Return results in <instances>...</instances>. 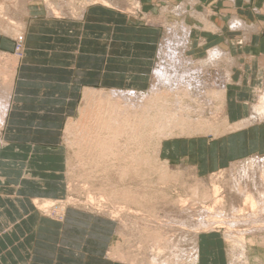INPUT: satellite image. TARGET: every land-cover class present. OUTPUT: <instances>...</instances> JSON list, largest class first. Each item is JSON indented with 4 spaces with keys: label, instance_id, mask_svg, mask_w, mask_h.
<instances>
[{
    "label": "crops",
    "instance_id": "1",
    "mask_svg": "<svg viewBox=\"0 0 264 264\" xmlns=\"http://www.w3.org/2000/svg\"><path fill=\"white\" fill-rule=\"evenodd\" d=\"M118 1L120 5L126 2ZM138 1L143 16L154 22L135 21L124 14L118 2L116 5L90 4L78 18H55L46 12L40 0H30L14 14L15 24L21 27L19 30L7 28L8 24L0 22V62H4L1 58L4 54L12 57L9 53L14 49L15 34L21 31L24 35L22 60L10 61L13 62L9 65L13 72L11 95L4 123L0 126V264H10V259L16 264H135L112 257L109 252L118 240L115 221L103 220L73 207L65 208L63 218L56 221L41 216L32 202L39 197L62 198L66 192L63 184L66 150L51 141L58 140L60 121L68 112L53 118L54 105L49 100L59 98L63 107L66 100L60 98L59 91L69 92L70 104L78 92L83 94L86 88L106 89V85L110 87L107 90L149 89L152 58L156 47L165 41L161 42L160 34L167 27L168 19L180 26L179 36L173 26L169 28L185 44L182 45L185 54L192 55L200 50L208 53L217 47L229 59V62H222L223 68L221 65L215 70L214 66L208 67L212 78L208 69L199 70L197 75L203 78L205 75V80L215 79L217 75L216 78L222 80H217V89L210 93L213 98L209 104L215 107L213 100L221 103V112L218 106V112L215 108L213 113L218 114L217 119L221 117L224 132L217 137L219 127L210 126V131L214 132L210 134L217 142L209 144L211 151L201 156L206 158L202 160L205 162L202 169L222 168L233 158L260 150L264 152L261 149L264 148V111L261 112L259 100L256 101L264 91V0ZM120 62H125L129 70H120ZM104 65L105 70L102 69ZM30 72L36 77L29 85L25 76ZM120 75L123 76L121 80ZM218 88H224L223 93L216 91ZM216 94L223 98L218 96L217 99ZM36 97V109L28 113L25 109L29 106L28 100ZM74 108L70 104L71 111ZM49 113L50 118H46ZM50 128L52 130L46 132ZM198 129L193 127L192 131ZM189 135L188 138H192L195 134ZM187 142L188 153L199 156L198 142ZM200 144L203 146L204 142ZM179 145L171 144L174 156H177L175 147ZM164 151H167L165 147ZM185 156L188 155L184 153ZM198 242L197 239L198 253L194 257L197 256V264H222L218 259L220 252L215 249L211 257L200 256L205 246ZM2 255L5 261L1 260Z\"/></svg>",
    "mask_w": 264,
    "mask_h": 264
},
{
    "label": "rangeland",
    "instance_id": "2",
    "mask_svg": "<svg viewBox=\"0 0 264 264\" xmlns=\"http://www.w3.org/2000/svg\"><path fill=\"white\" fill-rule=\"evenodd\" d=\"M3 1L4 0H0V10L6 12V14L10 16V18L8 16H5L6 18H8V21H5L6 18L3 19V17L1 16L2 14L0 13V22L2 21L3 23L8 24L7 28H19V24L17 26L14 22V24H11L14 20L13 16L15 13L18 14L22 9L21 7L24 8L30 0ZM40 1L45 4L46 12L50 16L55 18H78L79 13H82L90 4L104 3L107 5H116V3L118 2V5L121 7V10L124 12V14L129 15L135 21H147L148 23L154 22L150 20V18L143 16V9H141L138 0H136L135 3L133 2V0H121L122 2L126 1L123 5H120L121 2L119 3L118 0L115 3L113 2L114 0ZM50 4L52 6V9L50 7ZM173 21L174 20L170 19L167 20V27L164 30L162 29L160 34L161 42L164 41V39L166 40V38L168 37V32L166 35L165 31L167 28H169V26H173L177 35H180L178 33L180 30V26L178 24H175ZM178 41L180 43H178ZM18 42L20 43L18 44ZM174 42L178 43L179 46L184 45L183 42H181V40L178 38ZM163 43L161 45H158L154 51L152 63L150 66L151 68L149 71V83L147 82V85H150V88H147L148 90H135L136 94H134L136 100L135 105H137L136 108H138L139 106L143 107L142 109L138 108L137 110L139 112H137L136 114L146 115L148 113L150 116L148 124L149 128H147L148 134L146 136V132H144V137L142 139L138 137L137 139H135L132 135L131 137H133V139L135 140L133 141V139L131 140L128 138V142L126 141L128 139H125L127 137L123 133V137L120 134L118 137L108 138L109 141L110 139L114 140L113 142L111 140L113 146L114 142H117V147L114 146L112 148L111 142H109V146L106 145L107 147L105 149L101 148L103 154L100 150H98V153L100 152L101 156L94 154V156H97V160L94 162L93 154H80L78 146L74 144V142H76V140L78 139L76 137L79 136L78 130H80L83 125V113H85V111L87 110V104L92 102L90 97L85 96V93L82 96V93L78 92V95L76 98H74V101H70V104H73L75 106L74 110L72 111L70 109V104H68L70 100L68 99L69 97H67L69 95V92L64 93L59 91L60 98H65L66 100L63 104V107H61V104L58 102L59 98L49 100V103L53 102L54 105L53 111L55 112V114L53 115V118H57L59 113L65 111L68 112L63 114V120L60 121L59 132L57 133L58 140L54 141V143L53 141H51L52 144H60L64 146L66 150L67 166L64 171L65 175L63 184H65V189L67 191L65 192V196H63L62 198H55L52 196L49 197L48 200H50L48 203L40 200V198H44L39 197L37 198L39 199V201L36 202H38V204L42 203L44 206L41 204V206L39 207L35 202L34 207L41 216L56 221H60L64 216V214L62 215V207H73L85 212H89L90 214H93L103 220L115 221L116 225L118 226L117 231L119 232L117 233L118 242H114V246H112L109 252L112 257L135 264H195V262L197 264V258L194 259L195 253H198V247L196 252L194 250V248H196L197 239L199 240V245L205 246V249L201 250L200 256L207 254V256L211 257V255L213 256L215 254L212 252V250L215 249L216 252H220V254L218 255V259L222 264H264V207H262V205L264 206V181L262 180V178L264 177H262V175H264V166H262L264 165V152H261L260 150V152L248 154V156L257 155V157L241 156L233 158L229 160V162H227V164L222 168H216L217 170H210L209 168L202 169V166L205 164V162H202V160H205L206 158H203L201 156L204 155L205 152L208 153L211 151V146H209V144L217 142V140L213 139V136L210 134L214 133L209 130L210 126L212 125L211 122L213 121L215 127H219L218 131L216 132L217 137H220V135L224 132L223 123L220 119L221 113L219 114L220 118L217 119L218 114L216 113V115H214V118H211L213 120L209 119L210 122L208 121V123H204L205 125L203 126L207 127L208 129H201L200 127H198L199 131L195 133L193 131L189 132L195 134L192 138L185 137L184 134L179 133L177 129L172 130V132L174 131L175 134L177 133L176 135L172 133L166 135V132L168 131L162 132L158 130L160 125L155 122L154 117L161 113L160 108L158 105H156L155 107H148V104L152 98L151 95L154 96V94H151V88L157 83V76L154 70L160 62H167L166 60L169 59V56H167L168 54H170L169 49H163L160 51V47L163 45ZM9 54H11L12 57L2 56L4 62H0V98L1 95H5V91L10 83V79H12L13 77V72L12 70H10L9 65L7 64H13V62L10 61L15 62L18 58L22 60V57L24 55V35H22V33L17 32L15 34L14 49ZM205 55L207 56L206 50H200L198 52L194 51L192 55L189 52L186 54V56L190 57V59H192L194 62H200L199 64H201L202 59H205ZM5 59H8L9 61ZM218 62H220V64L214 63L202 65V67H200V65L198 66L201 68L200 70H207L208 67L214 66L213 68L215 70L219 69L220 65L223 68L222 62H229V59L224 55L220 58V60L218 59ZM2 63H6L5 66ZM102 69L105 70L106 65H104ZM119 69L129 70L125 62H120ZM209 70L210 69H208V71ZM4 73H6V75ZM193 76L197 75L193 74ZM34 77H36V75H32V72L25 76V78L29 81V85L33 82ZM209 77L212 78L213 75H209ZM122 78L123 76L120 75V80ZM18 79L19 76L16 74L15 80L17 81ZM105 87L106 89H102V92H104L105 94L107 93V95H109L108 93L110 91H113V93H115V96L122 95L127 97L132 94L128 91H134L126 90L123 88H121L120 90H107L110 89V87L107 85ZM164 88L166 87L162 86L160 88V91L164 90ZM260 94L261 95L259 103L260 105L262 104L261 108L263 110L264 91H262ZM174 95V91L170 92L169 102L171 105H173V101L175 100ZM208 96L211 95L206 94L205 97H202L207 98ZM212 96L214 95L212 94ZM196 97L201 101L203 99L199 96ZM12 99H14V95ZM28 101L29 106H34V109H28L29 106H27L25 109L28 111V113H33L36 109L35 103L37 102V97L34 100L29 99ZM262 101L263 103H261ZM84 104L86 106L82 107V105ZM219 104H221L219 103V101L218 103H214V105H216L215 107L219 106ZM102 105L103 104H101V106ZM209 105L210 104H203L199 102L197 105H195V109L198 110L200 108L198 113H203L202 116H206V118H208L209 116V114L206 113H211L210 116L212 117L213 112L218 109L216 108L215 110L211 108L213 105ZM171 108L173 109L174 106H172ZM204 108H206L207 110ZM48 110H51L50 106L48 107ZM219 110L221 112V107L219 108ZM79 112L82 114V117L80 116L81 114ZM191 115L193 118L191 117ZM191 115V120L193 119V121H195L194 115ZM262 116L263 115H261V117ZM46 118H50V113L46 114ZM138 119L139 117H137L136 119V125H138ZM129 122L130 124L133 123V121ZM44 124L47 125L48 122L45 121ZM78 125L81 127L79 128ZM139 125H141L140 122ZM190 126L192 128V124ZM69 127L71 129H69ZM76 128L78 129L76 130ZM51 130L52 128H50L46 132H50ZM53 136H55V134H53ZM103 137L105 136L103 135ZM118 138L121 139L120 141H122V139L124 138L123 141L125 140L126 142H128V144H126L125 141V143L118 141ZM69 139H71V141ZM139 139H141V141ZM188 140H196L198 142V145L196 147L198 148L199 156L191 155L190 151L188 153ZM66 141H69L68 144ZM200 141L204 142L203 146L200 144ZM118 142L121 144H119ZM136 142H141L139 143L140 145L138 144L141 149H139V146ZM129 143L131 145H129ZM147 144L148 146H150V148L146 146ZM171 144H180L179 147H175V154L181 157L173 155ZM71 145L73 147H71ZM142 145H145L144 148L147 147L145 148V150H148L144 151ZM118 146L119 149L122 148L123 150L121 149L118 152ZM115 147L117 149H115ZM123 147H125L126 150L129 149L127 150L128 152ZM164 147L167 149V153L164 151ZM73 148L74 150L77 149V152L74 151ZM151 148H154L153 151L155 152H152ZM261 149L264 150V148ZM142 150L148 154L145 155ZM220 151L222 152L221 149L217 151L219 155ZM74 152H76L77 154H75ZM120 152H122V154ZM123 152L126 155L123 154ZM138 152H143L142 154L145 157H142V154L137 155ZM108 153H110V155ZM184 153L188 155L185 156L187 158L184 157ZM107 154L109 155L108 157L106 156ZM117 154L120 155L118 156ZM84 155L87 159L84 158ZM89 156L92 159L89 158ZM117 156L118 158L120 157L119 161H117ZM149 156H151L152 158ZM121 157L125 158L121 159ZM135 157L137 158V161H135ZM144 158L145 160L143 161ZM114 159H116L117 162H114ZM121 160H124V162ZM140 160L141 164L139 165ZM199 160H201V162H199ZM127 161H129L128 163L133 164L128 165L126 164ZM142 162L144 163V167ZM87 163L90 164L87 165ZM113 165H115V167ZM129 166H131V168L133 166L132 170L134 171H128L127 168ZM141 167H143L144 170ZM138 168L139 170L141 168V174L139 173V170H136ZM119 169H122L121 173ZM141 171H143L144 173ZM256 172L258 173L256 174ZM260 175L261 178H259ZM254 181L261 182L262 188L261 186L254 187ZM215 188L217 190H214ZM247 190H250V194H252V197L256 199L257 204L255 206L257 208H252L249 205V201L248 199H246ZM214 192L216 193L214 194ZM214 195L217 196L220 200H217L218 198ZM45 203H47L48 205H46ZM59 203L61 205H59ZM45 206L48 210L45 209ZM227 227H229L230 230ZM209 238L211 239L209 240ZM6 256L9 257L10 255L6 253ZM1 257L3 258V260H5L3 255ZM199 260L201 261V259ZM10 261H13L16 264L14 260L10 259L9 262Z\"/></svg>",
    "mask_w": 264,
    "mask_h": 264
},
{
    "label": "bare ground",
    "instance_id": "3",
    "mask_svg": "<svg viewBox=\"0 0 264 264\" xmlns=\"http://www.w3.org/2000/svg\"><path fill=\"white\" fill-rule=\"evenodd\" d=\"M5 1V0H4ZM3 1V2H4ZM2 2V3H3ZM48 5V4H47ZM2 6H5V5H2ZM50 7L52 9V6L50 4ZM5 8V7H4ZM47 9H50V8H47ZM54 10V9H53ZM0 13L2 14L1 16L3 17V19H5L6 17L5 16H8L10 18V16L8 14H6V12H3L2 10H0ZM5 13V14H4ZM52 13V12H51ZM237 18V17H236ZM239 19V18H238ZM10 20V19H9ZM5 21H8V18H6ZM235 21V20H234ZM238 21V20H237ZM2 22V21H1ZM15 21L13 20L11 24H14ZM235 23V22H234ZM242 23V22H241ZM17 24V23H16ZM18 25V24H17ZM16 25V26H17ZM22 26V24H20ZM234 25V24H233ZM236 26V24H235ZM240 26V24L238 25ZM237 26V27H238ZM242 26V25H241ZM4 27V26H3ZM21 28V27H20ZM19 28V29H20ZM5 29V28H4ZM3 29V30H4ZM18 29V28H17ZM24 30V29H23ZM13 32V31H12ZM14 32H17V31H14ZM21 32V31H20ZM23 34V33H22ZM175 38V39H174ZM177 35L175 34L174 30L172 28H169L168 30V37L166 38L165 42L163 43V45L160 47V51L163 50V49H169L170 50V54L166 55L169 56V59L166 60L167 62H160L158 64V66L155 68L154 72L157 76V83L151 88V94H154L151 95L152 98L149 102V106L148 107H155L156 105L159 106L160 108V111L161 113H159L157 116L154 117V120L155 122H157L160 126L158 128L159 131H168L166 132V135H169V133H172V134H175V132L172 130L174 129H177L179 131V133H183V134H190L189 132H192L193 130V127L194 129L195 128H198V127H205L203 125H205L204 123L209 121V119L211 118H214V113H213V116L211 117L210 114L211 113H206V114H209L208 118H206V116H202L203 113H198V111L200 110V108L198 110L195 109V105H197L199 102L203 103V104H209L211 101H212V98H210V96H208L207 98H203L205 97L206 94H209L213 92V90L217 89L216 88V85H217V79L216 76H215V79H210V78H207L208 80H205V75H204V78L199 75V76H193V74L195 75H198V71L201 69L200 67H202V65H208V64H214L216 62H218V59L220 60V58L222 56H224V52L220 49H218L217 47L215 48H212L208 51L207 53V56L205 57V59H202L201 61V64H197V63H193L194 61L192 59H190V57L186 56L185 52L183 51V47H179V44L178 43H175L174 41L177 39ZM179 39V38H178ZM181 40V39H180ZM180 43V42H179ZM181 45V44H180ZM185 45V44H184ZM6 55V54H4ZM3 55V56H4ZM8 56V55H7ZM228 56H229V53H228ZM2 58V57H1ZM8 58V57H7ZM230 58V57H229ZM163 59V58H162ZM5 60H8V59H5ZM9 61V60H8ZM3 62V61H2ZM1 64V63H0ZM3 64V63H2ZM6 64V63H5ZM4 64V65H5ZM7 65H10V64H7ZM200 65V67L198 66ZM2 67V66H1ZM8 67V66H6ZM10 68V66H9ZM1 69H4V68H1ZM204 69V68H203ZM6 70V69H5ZM9 70V69H7ZM224 70V69H223ZM205 71H207L205 69ZM211 71V70H209ZM208 71V73H209ZM212 72V71H211ZM226 72V71H225ZM225 72H223L225 74ZM7 73V72H6ZM6 73H4L6 75ZM197 73V74H196ZM219 73H222V72H219ZM2 74V73H1ZM210 74V73H209ZM208 74V75H209ZM218 74V73H217ZM8 75V74H7ZM212 75V74H210ZM10 76V75H9ZM11 77V76H10ZM201 77V78H199ZM1 78V77H0ZM223 78V77H222ZM226 78V77H224ZM223 78V79H224ZM9 79V78H8ZM11 80V79H10ZM219 81H222V80H219ZM225 81V79H224ZM224 81H223V84H224ZM225 82H228L227 80ZM221 83V82H220ZM264 83V82H263ZM164 84V85H163ZM222 85V83H221ZM11 84L9 83V85L7 86L6 88V91H5V95H1V98H0V126H2V124L4 123V120H5V117H6V112L8 110V100H9V91H10V88H11ZM162 86H165L166 88H164V90L160 91L161 87ZM225 86V85H224ZM223 87V86H221ZM264 88V87H263ZM224 89V88H222ZM221 88H218V90L216 91H222ZM124 91V90H122ZM157 91V92H156ZM174 91L175 93V100L173 101V105L170 104L169 102V97H170V92ZM224 91V90H223ZM222 91V93H223ZM84 92V90H83ZM119 92V91H118ZM130 93H132L131 95L129 96H122V95H116L115 96V93H113V91H110L107 95V93L105 94L104 92H102V89H87L85 90V96L87 97H90V99L92 100L91 103L87 104V110H83L85 111V113H83L84 115V118L82 120V128L79 131V136L76 137L78 138L76 140V142H74V144L76 146H78V149H79V152L80 154H83V153H88V154H96V155H100L101 153L99 152L98 153V150L101 151V148L105 149L107 146H109V142H111L112 139H109L108 138H113V137H118L120 134L121 136L123 137L122 133L127 137L125 139H133V137H131L132 135L134 136L135 139L138 138H143L144 137V132H146V136L148 134V124H149V120H150V116L149 114L147 113L146 115H143V114H139L137 115L136 113L139 112L137 109H142L143 107L142 106H139L138 108L136 104V100H135V91H128ZM83 93V94H84ZM129 93V94H130ZM221 93V94H222ZM225 93V92H224ZM82 94V96H83ZM105 94V95H103ZM138 94V93H137ZM220 95V92L218 93ZM217 95V94H216ZM217 95V99H218V96ZM224 95V94H223ZM142 96V95H141ZM196 96H199L200 98H203L202 101L200 99H198ZM203 96V97H202ZM257 96V95H256ZM140 97V96H138ZM117 98V99H116ZM223 97H220L219 96V99H221ZM259 97L257 96L256 97V101L257 100H260L258 99ZM86 99V98H85ZM89 99V100H90ZM116 99V101H115ZM139 99V98H137ZM264 100V99H263ZM101 102V103H100ZM213 102H216L213 100ZM224 102V101H222ZM165 103V105H164ZM263 103V101L261 102ZM101 104H103L101 106ZM140 104V103H139ZM212 104V103H211ZM210 104V105H211ZM260 104V103H259ZM209 105V106H210ZM224 105V104H223ZM262 105V104H261ZM83 106H86L85 104L82 105ZM89 106V107H88ZM174 106V108L172 109L171 107ZM199 106V105H198ZM201 107V106H200ZM214 106H212L211 108H213ZM258 107V106H257ZM147 108V107H146ZM157 108V109H159ZM171 108V109H170ZM207 108V107H206ZM204 108V109H206ZM216 107H214L213 109H215ZM218 108V106H217ZM219 108H220V105H219ZM261 108V107H260ZM151 109H154V108H151ZM170 109V110H169ZM253 109V107H252ZM251 109V110H252ZM207 110V109H206ZM205 110V111H206ZM211 110V109H210ZM259 110V109H258ZM80 111V110H79ZM201 111H202V108H201ZM254 111V110H253ZM264 111V110H261V112ZM154 112V111H153ZM213 112V111H212ZM218 112V110H217ZM259 112V111H257ZM80 113V112H79ZM78 113V114H79ZM186 113V115H185ZM253 113V112H252ZM264 113V112H262ZM81 114V113H80ZM79 114V115H80ZM193 114L194 115V118H195V121H193V119L191 120L190 118V115ZM220 114V113H219ZM152 115V114H150ZM185 115V116H184ZM82 117V114L80 115ZM79 117V116H78ZM137 117H139L138 119V125H136V119ZM192 117V115H191ZM257 117V116H255ZM153 118V117H152ZM193 118V117H192ZM79 119V118H78ZM216 119V118H215ZM252 119V118H251ZM250 119V120H251ZM77 120V119H76ZM213 120V119H211ZM254 120L256 121V119L254 118ZM129 121H133V123L130 124ZM252 121V120H251ZM259 121V120H258ZM70 122V121H69ZM75 122V121H74ZM139 122L141 123V125H139ZM210 122V121H209ZM246 122V121H245ZM73 123V122H72ZM213 124V121L211 122ZM77 124V123H76ZM192 124V128H191V125ZM210 124V123H209ZM67 125V124H66ZM74 126V125H73ZM79 126V125H78ZM81 126H79L80 128ZM154 127V126H153ZM206 129H208L207 127H205ZM211 128V127H210ZM69 129H71L69 127ZM78 128H76L77 130ZM67 130V129H66ZM210 130V129H209ZM212 130V128H211ZM177 131V132H178ZM196 131H199L196 130ZM194 131V132H196ZM204 131V130H203ZM75 132V131H74ZM200 133V132H199ZM68 134V133H67ZM75 134V133H74ZM177 134V133H176ZM175 134V135H176ZM72 135V134H71ZM70 135V136H71ZM103 135L105 137H103ZM174 135V136H175ZM70 136H67V137H70ZM178 136V135H177ZM183 136V135H182ZM190 135H188L187 137H189ZM192 136V135H191ZM66 137V138H67ZM74 137V136H73ZM107 137V138H106ZM169 137V136H168ZM180 137V136H179ZM162 138V137H161ZM68 139V138H67ZM72 139V137H71ZM71 139H69L71 141ZM108 139V140H106ZM116 139V138H114ZM119 139V138H118ZM124 139V138H123ZM122 139V141H120L121 139H119L118 141L120 142H124ZM129 139L126 140L129 142ZM133 139V141L135 140ZM141 139H139L141 141ZM138 140V141H139ZM74 141V139H73ZM72 141V142H73ZM114 140H112L113 142ZM125 141V142H126ZM160 141V140H159ZM67 142V141H66ZM69 142V141H68ZM67 142V144H68ZM111 142V145L113 144ZM124 142V143H125ZM128 142H126V144H128ZM131 142V141H130ZM144 142V141H142ZM155 142V141H154ZM117 143V142H116ZM114 142V146L117 147L118 144H116ZM119 143V142H118ZM122 143V144H124ZM137 143V142H136ZM141 143V142H138L137 145ZM146 143V142H145ZM144 143V144H145ZM66 144V143H65ZM116 144V145H115ZM121 144V143H119ZM143 144V143H142ZM107 145V146H106ZM129 145H131L129 143ZM128 145V147H129ZM136 145V144H135ZM136 145V146H137ZM140 145V144H139ZM138 145V146H139ZM160 145V144H159ZM113 145L111 146L112 148L114 147ZM126 146V145H125ZM133 146V145H132ZM131 146V147H132ZM135 146V147H136ZM137 146V147H138ZM145 145H142V147L144 148ZM148 148H150V146H148V144L146 145ZM67 147V146H66ZM71 147H73L71 145ZM70 147V148H71ZM115 147V149H117ZM121 147V146H120ZM127 147V148H128ZM136 147V148H137ZM145 147V148H147ZM12 148V147H11ZM125 150L126 148L123 147ZM144 148V151H147L148 149L145 150ZM156 148V146H155ZM76 149V148H75ZM122 149V148H121ZM119 149V146H118V152L121 150ZM139 149L140 146H139ZM152 149V148H151ZM150 149V150H151ZM154 149V148H153ZM152 149V152H155L153 151ZM159 149V148H157ZM74 150V148H73ZM114 150V149H113ZM116 150V151H117ZM123 150V149H122ZM129 150V149H127ZM126 150V151H127ZM15 151V150H14ZM77 152V149L74 150ZM105 151V150H104ZM133 151V150H132ZM135 151V150H134ZM138 151V149H137ZM136 151V152H137ZM143 151V150H142ZM143 151V152H144ZM159 151V150H158ZM156 151V152H158ZM1 152V151H0ZM3 152V151H2ZM36 152V151H34ZM48 152V151H47ZM73 152V151H72ZM76 152H74L75 154H77ZM78 152V153H79ZM102 152V151H101ZM128 152V151H127ZM143 152L139 153L137 155H141ZM160 152V151H159ZM19 153V152H18ZM21 153V152H20ZM49 153V152H48ZM115 153V151H114ZM122 154V152H120ZM131 153V152H130ZM128 153V154H130ZM103 154V152H102ZM106 154V153H105ZM110 155V153H108ZM106 155L107 157L109 155ZM123 154H125L123 152ZM144 154H148V153H145ZM18 155V154H17ZM33 155V154H31ZM62 155V154H61ZM118 155V154H117ZM120 155V154H119ZM118 155V156H119ZM126 155V154H125ZM136 155V154H135ZM27 156V155H26ZM85 156V155H84ZM101 156V155H100ZM105 156V157H106ZM117 156V158H118ZM127 156H130V155H127ZM126 156V157H127ZM144 155L142 154V157ZM155 156V155H154ZM158 156V155H157ZM1 157V156H0ZM80 157V156H79ZM106 157V158H107ZM141 157V158H142ZM145 157V156H144ZM151 157V156H149ZM20 158V157H19ZM18 158V159H19ZM30 158V157H29ZM86 158V156L84 157ZM89 158H91L89 156ZM102 158V157H101ZM99 158V159H101ZM114 158V157H113ZM116 158V157H115ZM125 158V157H123ZM121 157V159H123ZM129 158V157H128ZM132 158V157H131ZM136 158V157H135ZM147 158V157H146ZM152 158V157H151ZM15 159V158H14ZM80 159V158H78ZM87 159V158H86ZM92 159V158H91ZM103 159H104V155H103ZM110 159V157H109ZM120 157L118 158L117 161H119ZM150 159V158H149ZM36 160V158H35ZM85 160V159H84ZM90 160V159H89ZM94 162L97 160V156H94ZM108 160V159H107ZM125 160V159H124ZM124 160H121L124 162ZM133 160V159H132ZM145 160V158L143 159V161ZM260 160V158H259ZM80 161V160H79ZM91 161V160H90ZM99 161V160H98ZM105 161V160H104ZM116 159H114V162H117ZM120 161V162H121ZM134 161V160H133ZM137 161V158L136 160ZM151 161V160H150ZM18 162V161H17ZM27 162V161H26ZM82 162V160H81ZM106 162V161H105ZM113 162V163H114ZM129 161H127L126 164H130L132 165L131 163H128ZM131 162V160H130ZM141 160L139 161V165L141 164L140 163ZM99 163V162H98ZM104 163V162H103ZM112 163V162H110ZM143 163V162H142ZM261 163V162H260ZM37 164V163H35ZM84 164V163H83ZM90 164V163H89ZM87 163V165H89ZM102 164V162H101ZM100 164V165H101ZM119 164V163H118ZM117 164V165H118ZM40 165V164H39ZM49 165V163H48ZM82 165V163H81ZM98 165V164H97ZM2 166V165H1ZM32 166V165H31ZM38 166V165H37ZM46 168H47V165H45ZM115 167V165H113ZM135 166V165H133ZM133 166L131 168V166H129L127 170L130 171L133 169ZM147 166V164H146ZM145 166V167H146ZM264 166V165H262ZM261 166V167H262ZM6 167V166H5ZM22 167V166H21ZM49 167V166H48ZM56 167V166H55ZM89 167V166H88ZM93 167V166H92ZM127 167V166H126ZM125 167V169H126ZM143 167H144V163H143ZM141 167V168H143ZM45 168V167H44ZM94 168V167H93ZM102 168V167H101ZM119 168V167H118ZM140 168V170H141ZM91 169V167H90ZM89 169V170H90ZM95 169V168H94ZM16 170V169H15ZM120 170V169H119ZM122 170V169H121ZM120 170V173L122 172ZM136 170H139L136 169ZM140 170H139V173H140ZM144 170V168H143ZM4 171V170H3ZM31 171V170H30ZM33 171V170H32ZM35 171V170H34ZM134 171V170H132ZM9 172V171H8ZM11 172V171H10ZM17 172V171H16ZM29 172V171H28ZM143 172V171H141ZM13 173V172H11ZM128 173V172H127ZM138 173V172H136ZM144 173V172H143ZM258 172H256L257 174ZM10 174V173H9ZM124 174V173H123ZM129 174V173H128ZM141 174V173H140ZM255 174V175H256ZM261 175H262V172H261ZM261 175L259 178H261ZM116 176V175H115ZM257 176V175H256ZM264 175H262L263 177ZM33 178V177H32ZM10 180V179H9ZM43 180V179H42ZM262 180L264 181V177L262 178ZM39 182V181H38ZM50 182V180H49ZM257 182V183H256ZM55 183V182H54ZM248 183V182H247ZM254 187H260L262 185L261 182L259 181H254ZM19 184V183H18ZM50 185V184H49ZM63 185V184H62ZM249 185V184H247ZM17 186V185H16ZM26 186V185H25ZM55 186H57L55 184ZM65 186V185H64ZM262 188V186H261ZM23 189V188H22ZM214 190H217L216 188ZM54 191V190H53ZM67 191V190H66ZM263 191V190H262ZM219 192V191H218ZM216 192H214L215 194ZM252 193V192H251ZM22 194V193H21ZM218 194V193H217ZM246 199H248L249 201V205L252 207V208H257L255 205L257 204V201L255 198H253L252 194H250V190L248 191L247 190V194H246ZM43 196V195H42ZM54 196V195H53ZM65 196V195H64ZM215 196V195H214ZM62 197V196H61ZM217 197V196H215ZM57 198V197H56ZM218 198V197H217ZM216 198V199H217ZM40 200L42 201H45V202H49L48 198H44V199H41ZM53 200V199H52ZM217 200H220L219 198ZM36 201H39V199H34L33 198V205L35 204ZM54 201V200H53ZM66 201V200H65ZM147 201V200H146ZM57 202V201H56ZM61 202V201H60ZM47 203H45L46 205H48ZM68 203V202H67ZM259 203V202H258ZM36 204H38V202H36ZM42 203L38 204V206L40 207ZM53 204V203H52ZM43 205V204H42ZM59 205H61L59 203ZM35 206V205H34ZM44 206V205H43ZM262 207H264L262 205ZM45 209H47V207L45 206ZM52 209V208H51ZM51 209H50V212H51ZM217 209V208H216ZM55 210V209H54ZM102 210V209H101ZM212 210V209H211ZM65 211V208L62 207V214L64 213ZM262 211V210H261ZM15 212V211H14ZM251 212V211H250ZM258 212V211H257ZM49 213V212H48ZM59 214V213H58ZM48 215V214H47ZM52 215V214H51ZM103 215V214H102ZM213 215V214H212ZM19 216V215H18ZM50 216V215H49ZM206 218V217H205ZM214 218V217H213ZM223 219V218H222ZM2 220V219H1ZM206 220V219H204ZM215 220V219H214ZM213 220V221H214ZM221 220V219H220ZM212 221V220H211ZM227 222V221H226ZM200 223V222H199ZM231 224V222H230ZM220 225V224H219ZM184 227V226H183ZM229 229V227H227ZM8 231L11 230V227L7 228ZM122 229V228H121ZM208 230V229H206ZM230 230V229H229ZM242 231V230H241ZM118 232V231H117ZM116 232V233H117ZM119 233V232H118ZM237 236V235H236ZM262 242V241H261ZM193 245V244H192ZM195 245V244H194ZM197 247V246H196ZM194 248V247H193ZM196 248H194L195 250ZM196 251V250H195ZM176 255V254H175ZM158 257V256H157ZM197 258V256H196ZM1 260L2 261H5L3 260V258L1 257ZM10 264H15L13 261H10L9 262Z\"/></svg>",
    "mask_w": 264,
    "mask_h": 264
},
{
    "label": "built area",
    "instance_id": "4",
    "mask_svg": "<svg viewBox=\"0 0 264 264\" xmlns=\"http://www.w3.org/2000/svg\"><path fill=\"white\" fill-rule=\"evenodd\" d=\"M135 1H136V0H133L134 3H135ZM93 3H94V2H93ZM136 3H137V2H136ZM19 43H20V42H18V44H19ZM18 47H19V46H18Z\"/></svg>",
    "mask_w": 264,
    "mask_h": 264
}]
</instances>
